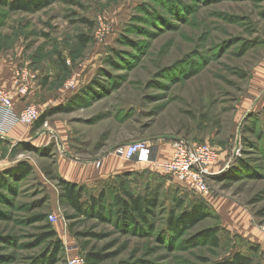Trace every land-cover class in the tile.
<instances>
[{
	"label": "rangeland",
	"instance_id": "obj_1",
	"mask_svg": "<svg viewBox=\"0 0 264 264\" xmlns=\"http://www.w3.org/2000/svg\"><path fill=\"white\" fill-rule=\"evenodd\" d=\"M81 35L89 37L87 44ZM0 49L14 66L28 67L51 91H61L65 102L51 107L68 105L94 82L105 87L84 108L47 120L45 128L60 124L61 139L38 145L47 134L33 125L37 144L7 147L9 162L25 161L33 172L0 202V264H31L29 258L41 252L34 245L40 224L32 223L33 214L58 217L50 222L59 230L66 264L84 254L85 243L114 256L105 264H213L236 253L264 264V0H56L35 13L0 6ZM69 81L77 91H66ZM136 141L151 148L204 143L219 153L220 173L209 181L206 197L141 167L125 180L136 194L158 192L163 219L176 210L177 198L188 211L209 201L211 213L194 229L168 235L162 223L159 237L133 233L111 217L78 216L59 206L57 183L42 168L56 162L61 143L115 151ZM44 146H53V154L32 150ZM234 170L236 177L230 176ZM214 227L218 248L193 240ZM80 232L91 235L75 236Z\"/></svg>",
	"mask_w": 264,
	"mask_h": 264
},
{
	"label": "trees",
	"instance_id": "obj_2",
	"mask_svg": "<svg viewBox=\"0 0 264 264\" xmlns=\"http://www.w3.org/2000/svg\"><path fill=\"white\" fill-rule=\"evenodd\" d=\"M55 2L56 0H0V6L7 9L10 13H35ZM80 40L85 45L90 39L86 35H81ZM113 52L117 53L116 50H113ZM109 63L110 66L116 65L113 59H110ZM77 90L78 88L75 91ZM100 91L104 92L105 87L99 82H94L88 87L79 90L69 99L68 105L64 104L65 106L52 107L43 112L34 124V128L37 130L43 128L50 117L59 114H69L76 109L84 108L91 101L101 97ZM14 149H16V146ZM52 149L53 146H44L33 147L32 150L34 152L42 151L41 153L43 154L40 155L48 157L49 154H53ZM242 166V169L247 171V167L244 164ZM42 171L49 181L57 183L59 188L58 203L60 207L72 210L78 216H88L91 214L94 218L100 219L111 217L113 224L118 228H125L133 233L148 230L151 234H156L160 227L159 225L164 223L163 226L167 229L168 235H180L186 230L194 229L205 220L209 214L208 212H210L209 209H211L205 201H201L200 203L196 202L192 207L190 206V210L188 211L185 208L187 205L185 200L177 198L175 202L176 210L167 213V216L163 219L165 212L157 191L147 190L142 194H136L129 188V182L125 180L134 175L133 172L117 175L114 177L115 180L113 182L105 184L98 196H94L88 191L86 186H80L64 180L58 173L56 162L42 168ZM32 172L33 167L25 161H21L6 170L0 171V202L8 200L10 194L15 195L14 188L18 186L19 182L31 175ZM238 175V171L234 170L230 176L236 177ZM24 208H27V206H24ZM49 216L50 214H33L30 218L33 224H40L36 228L39 234L34 236V245L38 248L42 247L40 253L32 255L29 258L31 264H66L65 258H63L65 247L53 226L55 223L52 224L50 222ZM66 218L68 220L72 219L71 216L67 215ZM219 231L216 227L205 229L197 234L193 240L203 241L214 248H218L220 245ZM90 235L91 232L75 234L78 238H86L90 237ZM157 235L159 237L160 234L157 232ZM87 245L85 243V246H83L84 254H81L85 257L87 264H105L114 258L112 254L106 252V248L97 250L92 247V249L88 248ZM256 249L251 246V250L257 251ZM0 259L2 258L0 257ZM119 264L131 263L120 262ZM213 264H252V259L249 256L236 253L229 261L215 262Z\"/></svg>",
	"mask_w": 264,
	"mask_h": 264
},
{
	"label": "crops",
	"instance_id": "obj_3",
	"mask_svg": "<svg viewBox=\"0 0 264 264\" xmlns=\"http://www.w3.org/2000/svg\"><path fill=\"white\" fill-rule=\"evenodd\" d=\"M0 49V88H4L7 91L13 90V72L18 67L13 65V61L9 59L7 54ZM13 73V74H12ZM50 85L45 86L43 81L38 77L34 80L32 87L27 96L21 99H16V110H21L27 104H33L39 108L42 112L52 108L54 103L65 102L66 99H61L59 95L61 91H51ZM63 88H61L62 90ZM72 97V96H71ZM69 101V98L67 99ZM49 106V108H46ZM17 125L6 136V138H0V171L6 170L17 162H9L8 146H15L17 142H31L37 144L36 139L39 132H33L30 127H21ZM44 134H47L38 145H47L51 139L55 140L60 138V124L55 122L54 127L42 128ZM32 132H28V131ZM28 132V133H27ZM59 133V135L57 134ZM35 134H37L35 136ZM62 135V134H61ZM41 137V133L39 138ZM62 144V149L58 151L56 156V165L59 175L66 181L78 184L80 186H86L88 191L94 196H98L105 184L117 175L131 172L138 168L148 169L155 171L152 163L142 164L134 159L128 161L122 156L118 155L115 151L98 149L96 151H83L81 148L77 149L70 147V145ZM152 149L153 160H165L170 159L173 155L174 144L161 145L157 144ZM222 158H220L221 161ZM220 164V163H219ZM219 168V165L218 167ZM57 194L59 192L57 191ZM58 198V197H57ZM207 198H204L206 200ZM58 200V199H57ZM207 201V200H206ZM211 203V202H210ZM59 204V203H58ZM209 205V201H207ZM211 206V205H209ZM58 232L59 230L56 229ZM59 233V232H58ZM250 246H254L251 244Z\"/></svg>",
	"mask_w": 264,
	"mask_h": 264
},
{
	"label": "built area",
	"instance_id": "obj_4",
	"mask_svg": "<svg viewBox=\"0 0 264 264\" xmlns=\"http://www.w3.org/2000/svg\"><path fill=\"white\" fill-rule=\"evenodd\" d=\"M36 78L28 67H19L14 70V91L0 88V138H6L16 125L33 126L41 116L39 108L33 104H27L19 111L15 107L16 99L28 95ZM65 88L66 91H74L77 84L69 81ZM115 152L128 161L137 159L142 164L152 163L155 171L171 177L180 187L205 197L210 194L209 181L220 173L217 168L219 153L204 143L177 141L172 157L160 161L152 159V149L146 141L120 146ZM49 220L56 223L59 219L55 214H50ZM68 264L87 263L83 255L77 254L69 258Z\"/></svg>",
	"mask_w": 264,
	"mask_h": 264
}]
</instances>
